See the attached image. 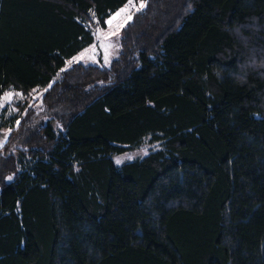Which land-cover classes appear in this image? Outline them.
<instances>
[{
  "label": "trees",
  "instance_id": "1",
  "mask_svg": "<svg viewBox=\"0 0 264 264\" xmlns=\"http://www.w3.org/2000/svg\"><path fill=\"white\" fill-rule=\"evenodd\" d=\"M128 1L0 0V96L46 89L0 146V264H264V0H144L65 68Z\"/></svg>",
  "mask_w": 264,
  "mask_h": 264
},
{
  "label": "rangeland",
  "instance_id": "2",
  "mask_svg": "<svg viewBox=\"0 0 264 264\" xmlns=\"http://www.w3.org/2000/svg\"><path fill=\"white\" fill-rule=\"evenodd\" d=\"M141 4L145 5V1L129 0L124 6L108 18L107 21L112 20V24L109 25L107 23L106 28H102L97 25L96 22L94 24L93 21V32L95 34L94 43L88 49L67 59L65 68L77 63V61L84 63L92 62L101 66L109 65L111 60L117 58L121 52L120 39L123 26L132 19V16L136 11L141 10L144 7H140ZM122 9H127V11L121 12ZM117 12H121V15L113 19ZM129 15L131 16V19H128ZM105 37L109 38L105 39ZM93 46H95V49H93ZM81 55H83V59H80ZM70 61L71 63H69ZM45 90L46 89L43 87H35L28 94H25L21 91L11 89L7 90L2 96H0V146L4 143L7 133L12 129L10 128L11 118L14 115L19 116L28 107L38 106L40 104V98ZM17 94H22V96ZM54 126L56 127V123H54ZM56 130L58 129L56 128ZM156 145V143H149V140L147 139L140 147L124 153L114 154L111 158L116 165H122L125 162L142 158L151 149L155 148Z\"/></svg>",
  "mask_w": 264,
  "mask_h": 264
},
{
  "label": "snow or ice",
  "instance_id": "3",
  "mask_svg": "<svg viewBox=\"0 0 264 264\" xmlns=\"http://www.w3.org/2000/svg\"><path fill=\"white\" fill-rule=\"evenodd\" d=\"M143 6H144L143 4L140 5V7H143ZM124 11H127V9H122V10H121V12H124ZM121 12H117L116 15H115V17H113V19L119 17V16L121 15ZM93 15H94V14H93ZM128 19H131V16H130V15L128 16ZM107 23H108L109 25H111V24H112V20L107 21ZM117 31H118V30H117ZM112 34H115V33H112ZM108 38H109V37H105V39H108ZM109 46H111V45H109ZM93 49H95V46H93ZM93 58H94V57H93ZM80 59H83V55H81ZM105 59H107V58H105ZM77 62H79V61H77ZM69 63H71V61H70ZM49 87H50V85H49ZM9 95H11V94H9ZM17 95H21V96H22V94H17ZM6 99H7V97H6Z\"/></svg>",
  "mask_w": 264,
  "mask_h": 264
},
{
  "label": "crops",
  "instance_id": "4",
  "mask_svg": "<svg viewBox=\"0 0 264 264\" xmlns=\"http://www.w3.org/2000/svg\"><path fill=\"white\" fill-rule=\"evenodd\" d=\"M90 46H92V45H89V46H88V47H86L84 50L88 49ZM84 50H83V51H84Z\"/></svg>",
  "mask_w": 264,
  "mask_h": 264
}]
</instances>
